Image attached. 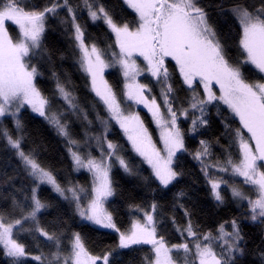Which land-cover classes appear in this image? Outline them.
<instances>
[{"label":"snow or ice","instance_id":"1","mask_svg":"<svg viewBox=\"0 0 264 264\" xmlns=\"http://www.w3.org/2000/svg\"><path fill=\"white\" fill-rule=\"evenodd\" d=\"M120 4L131 10V19L101 0H83L89 21L106 26L108 42L87 32V22L81 24L77 16L81 6L74 9L69 0H49L43 7L31 0H0V150L16 157V172L27 181L17 188L12 177L6 178L12 193L3 197L10 207L0 210V251L9 264H28L29 258L37 264H118L125 250L139 252L149 246L139 264H240L238 257L245 254L247 243L241 222L225 221L215 234L201 231L194 212L179 203L186 197L184 191L173 197L174 207L183 209L184 222L169 218L180 243H170L158 231L165 218L163 205L155 198L147 209L130 203L127 225L119 221L108 207L117 195L113 168L140 173L121 154L123 145L109 135L118 125L132 153L150 169L149 176L141 178L151 192L157 191L150 187L152 182L161 192L171 190L169 186L183 175L178 162L187 153L199 163L218 205L225 204V193L229 194L233 201L246 204V218L264 229V0H120ZM62 11L68 15L60 23L71 33L78 70L94 94L90 108L80 103L75 85L67 77L61 79L45 44L49 18H59ZM170 62H174L171 69ZM117 66L123 77L119 93L105 76L107 69ZM46 67L55 82L52 96L39 83L41 68ZM145 73L160 85L159 102L152 88L139 80ZM177 78L182 89L174 86ZM180 91L189 95L182 99ZM141 105L151 114L159 143L140 112L133 110ZM26 107L63 139L73 171L90 174L87 187L61 177L41 159L43 146L28 135L21 118ZM210 107L221 117L229 138L224 159L215 156L212 141L199 140L194 151L186 146V136L202 135L201 129L210 127ZM90 111L99 122L98 132L89 130ZM181 117L190 120L187 130L181 127ZM76 121L83 125L82 133L74 131ZM81 135L83 139L77 138ZM219 142L217 138L214 143ZM239 178L252 195L234 182ZM44 185L61 204L42 199ZM62 205L66 211L60 210ZM49 209L55 210V218L42 221L51 214ZM66 215L79 218V226L87 223L96 226L95 231L111 230L116 243L93 251L86 235L72 230ZM22 234L31 237V244L22 242ZM260 256L264 264V251Z\"/></svg>","mask_w":264,"mask_h":264},{"label":"trees","instance_id":"2","mask_svg":"<svg viewBox=\"0 0 264 264\" xmlns=\"http://www.w3.org/2000/svg\"><path fill=\"white\" fill-rule=\"evenodd\" d=\"M101 2H104L110 7H115L117 11H120L122 15L127 16L128 19L132 18L131 10H124L120 4V0H101ZM31 3L43 7L49 3V0H31ZM69 3L74 9H76L78 4L81 6L79 9H76L78 20L81 24L87 22L86 26L88 33L95 37H106L108 38V42H111V38L108 37L106 26L102 24H93L89 21L87 12L83 9V0H69ZM67 15L66 11H62L59 14V18H49L46 24L45 44L53 53V65L55 66V70L61 74V79L63 80L67 77V79L75 85V93L80 97V103L85 108H90V106L95 103V100L93 99L94 94L89 92L85 76L78 70V54L73 49L71 33L70 31L65 30L66 25L60 23V18H65ZM10 31L15 35V26H11ZM100 46L103 47V44L101 43ZM62 56L63 59L61 58ZM172 63L174 62H170L169 64L170 69ZM41 71L44 75L39 79L40 86L45 90L46 95L52 96L54 94L55 82L51 78V72L47 70V67L41 68ZM106 77L109 83L113 84L114 88L119 93L123 88V77L119 67L110 68L106 72ZM142 80L152 88L153 93L159 101L161 99L160 85L155 83L154 79L149 75L143 76ZM174 86L181 89L183 88L178 78L175 80ZM179 95L183 99L185 96L189 95V93L180 91ZM60 104L61 102L57 99L56 105L60 106ZM96 109L102 117L106 118L105 112L99 104L96 105ZM139 111L145 124L152 132L153 137L157 140V143H159V133L155 124L151 120L150 114L143 108H139ZM223 115L227 116L228 113L224 112ZM209 116L210 127L201 129V132L203 133L202 135L196 134L186 136V146L190 151H194L199 147V140L205 139L212 141L214 144L212 149L213 153L220 159H224L223 149L228 148L229 138L225 134L221 117L216 115V109L214 107L209 108ZM21 118L26 125L28 135L37 140L43 146L41 159L46 164L52 165L59 172L61 177L78 181L80 184L87 187L91 180L90 174H88L86 170H81L79 172L73 171L71 160L67 155L63 139L56 134L55 130L48 125L46 121H44L43 117H39L26 107L25 109H22ZM89 119L93 120V125L89 130L98 132L100 127L99 122L95 120L94 113L91 111L89 113ZM179 122L181 127L185 130L190 127V120L186 121L181 117ZM4 123L8 125V127H12L10 121L6 120ZM83 130V125L80 121H76L74 123V131L82 133ZM77 138L83 139V136L81 135ZM217 138H219L220 141L219 145L214 143ZM109 139L123 145L125 151L121 154L130 161L134 172L139 171L140 173L139 175H130L125 173L119 166L113 168V179L115 181L117 195L111 198V203L108 207L110 211H114L119 217V221L124 222L125 226L129 219L128 205L130 203L139 204L147 209L151 200L155 198L159 204L163 205L162 211L165 218L164 224L158 229V231H160L170 243L182 242L178 234L174 231L169 218L175 216L179 223L184 222L183 209L174 207L176 202L173 199L176 193L184 191L186 197L179 201V203L184 204L185 207L194 212L193 220L199 224L201 231L207 232L211 230L213 234H215L219 224L237 218L242 224L245 233V240L247 241L245 245V254L242 257H238L240 264H262L260 252L264 251V229H262L258 223L247 219L244 215L247 211V205H240L233 201L229 194L225 193L227 197L225 204H217L211 195L210 186L206 183L205 178L200 171L199 163L195 161L191 155L186 153L181 156L177 170L181 171L183 175L178 177L177 182H174V186H169L171 190H164L161 192L157 187V183L152 182L150 187L152 189H157L156 193H153L141 178L149 176L150 169L146 164H141L140 158L132 153L130 145L126 141V137L123 136L118 125L113 127ZM232 153L233 159H236L237 157L234 148L232 149ZM93 154L99 155L98 152H94ZM17 164L18 161L11 152L0 150V210H5L10 207V201L3 199V197L8 196L9 193H12V187L6 182V178L12 177L17 188L20 187L22 181L27 183L23 173L18 174L16 172ZM224 178L228 179L227 176ZM241 179L242 178H239L234 182L252 195V189L241 184ZM229 183H233V181L230 180ZM41 197L53 204H61L57 194L52 192L49 186H41ZM253 198L255 197L253 196ZM60 210L66 211V206L62 205ZM49 212L51 214L42 217V221H50L55 218V210L49 209ZM65 219L71 225L72 230L80 231L82 235H86L89 248L95 252H99L105 245H114L116 243L117 237L111 230L104 229L95 231L94 228L96 226H89L87 223L83 226H79L81 224L79 218L73 219L70 215H66ZM225 227L230 229L227 225H225ZM22 236V242L31 244L32 239L30 236L27 234H22ZM41 247L44 251H48L43 244H41ZM148 249L149 246H144L139 252H129L125 250L121 254L118 264H139V257L143 253H146ZM217 250L219 251V248H217ZM35 254L38 253L33 251V255ZM0 264H9V258L5 257L2 251H0ZM28 264H37V262L29 258Z\"/></svg>","mask_w":264,"mask_h":264},{"label":"rangeland","instance_id":"3","mask_svg":"<svg viewBox=\"0 0 264 264\" xmlns=\"http://www.w3.org/2000/svg\"><path fill=\"white\" fill-rule=\"evenodd\" d=\"M138 63L140 64V66L141 67H143V60H142V58H139L138 59ZM109 69H107L106 70V72L108 71ZM106 72H105V76H106ZM145 75H149V74H147V73H145V74H143L141 77H139V80H140V82L141 83H145L143 80H142V77L143 76H145ZM107 78V77H106ZM150 87V86H149ZM159 102V101H158ZM139 108H143V109H145L147 112H148V110L146 109V108H144V106H139L138 108H134L133 110H135V111H139ZM30 109V108H29ZM31 110V109H30ZM140 112V111H139ZM149 113V112H148ZM36 114V113H35ZM150 114V113H149ZM38 115V114H37ZM140 115H141V113H140ZM150 116H151V114H150ZM142 117V116H141ZM143 119V118H142ZM153 135V134H152ZM154 138V137H153ZM155 139V138H154ZM50 187V186H49ZM223 187V186H222ZM243 189V188H242ZM246 193H248V191H246L245 189H243ZM249 194V193H248ZM250 195V194H249ZM111 199V198H110ZM238 203V202H237ZM239 204V203H238ZM227 229V228H226ZM228 231H231V229H227ZM217 250V249H216ZM218 251V250H217Z\"/></svg>","mask_w":264,"mask_h":264}]
</instances>
